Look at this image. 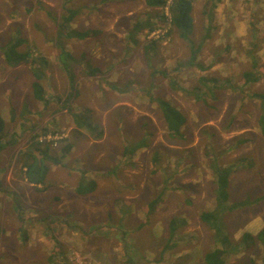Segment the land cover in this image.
Returning <instances> with one entry per match:
<instances>
[{
  "label": "rangeland",
  "instance_id": "rangeland-1",
  "mask_svg": "<svg viewBox=\"0 0 264 264\" xmlns=\"http://www.w3.org/2000/svg\"><path fill=\"white\" fill-rule=\"evenodd\" d=\"M205 2L192 3L190 33L194 44L208 35L196 59L202 70L177 66L188 59L189 47L167 20L153 33L134 36L137 44L128 41L138 18L149 13L156 22L154 16L167 19L168 3L150 14L143 0H0V48L13 36L21 37L26 44L20 49L50 61L44 86L52 106L60 109L35 117L32 103L14 105L13 94L9 104L0 105V116L11 118L3 141L16 139L0 152V264H202L215 244L214 231L200 220L215 204L214 159L233 167L228 204L251 202L225 210L218 218L222 233L238 242L245 232L255 236L264 227V134L257 126L258 103L248 96L264 93V80L244 87L242 79L252 49L257 73L264 76V0H220L209 9L210 19ZM68 8L80 9L71 28L92 33L66 41L67 49L100 70L87 78L84 65L75 68L78 99L72 107L91 109L84 121L95 127L92 138L74 130L69 113L55 102L66 100L68 84L51 41L62 20L56 23L52 17L61 18ZM16 73L8 66L0 71V95L14 89L18 98L26 78ZM201 77L214 80L216 87L200 83ZM172 81L183 90L173 89ZM108 83L120 87L110 90ZM195 88L202 100L191 95ZM156 98L183 114L182 138L167 136ZM96 131L99 140L93 139ZM34 134L52 147L64 138L73 145L63 164L50 165L45 190L29 185L16 163ZM142 142L131 158L123 156L125 146ZM35 156L38 163L41 158ZM84 171L96 178L97 189L81 197L75 186ZM160 189L161 202L145 216ZM175 217L185 225L169 246L168 223ZM231 249L228 264L261 262L258 244Z\"/></svg>",
  "mask_w": 264,
  "mask_h": 264
},
{
  "label": "trees",
  "instance_id": "trees-1",
  "mask_svg": "<svg viewBox=\"0 0 264 264\" xmlns=\"http://www.w3.org/2000/svg\"><path fill=\"white\" fill-rule=\"evenodd\" d=\"M194 0H171L172 4L169 7V16L166 18L161 16H154L153 19H158L156 22H152L149 20L150 15L147 13L146 19L138 18L132 25L129 30V38L128 41L137 44L138 40L136 35H140L143 31H147V33H153L156 29H158V23H162V21L169 20L172 28L178 31L179 37L185 41L189 47V57L187 60L179 63L177 66H190V67H198L199 69H205L202 64L196 62L197 56L200 52L202 44L206 41L208 35L201 40L199 44H194L193 40L190 37V33L193 28V19L191 16L192 12V3ZM146 7H160L166 4V0H143ZM220 0H206L204 4V13L207 18L210 19L211 12L209 9H213L215 5H217ZM80 13V9H66V13L61 16V18L53 16L52 19L59 22L62 20L57 27V33L52 38V43L55 49L57 50L56 61L59 67V71L61 70L66 77V82L68 84L66 91V100L63 102L58 98V101L55 102L61 103L62 107H64V111H67L72 119V122L75 126L76 131H83L85 134H88L89 138H92L91 131L93 127L90 123L84 121L90 110L88 107H81L80 110H75L72 105L78 99V94L76 91V75H75V67L76 65L81 64L84 65L85 70L84 74L88 77L97 76L100 73L99 68L91 67L86 61V57L83 55L79 58L71 54V52L66 47V41L70 39L84 40L91 36L90 31H81L77 29L71 28L72 22H74L75 18ZM145 15V16H146ZM168 29V28H167ZM96 32V31H94ZM254 33V32H253ZM167 34H170L169 30H167ZM13 36V40L10 43H5L0 50L3 55V60L5 64L9 67H15L20 64L29 65L31 67L32 74V83L31 90L33 94V98L41 103L48 102L46 98V92L44 90V86L42 84V80L44 79V74L40 70V67L45 64V60L41 57L37 58L32 55L29 51H24L20 49L22 44H26V40L21 39V37L15 38ZM249 69L244 70L242 73L243 86H249L254 83H257L261 80H264V76L260 73H257L258 62L257 58L253 55V49L249 51ZM200 83L206 84L208 81L213 83L212 88L216 87L215 81L212 79H206L205 77H201L199 79ZM115 84V83H114ZM171 87L175 90L181 89L179 86L175 85V82L172 81ZM110 90H118L120 87L118 84L116 86L113 83H108ZM70 87V90L68 89ZM209 91L211 87H207ZM120 91L122 89H119ZM195 93H192L191 90L186 92L187 94H191L195 97L197 101L202 100L203 97L200 95L199 88H195ZM251 100H255L258 103V118H257V126L261 134H264V93H250L248 95ZM155 103L158 106L160 111L161 118L165 124V130L168 137L172 139L182 138V127L185 124V118L183 114L174 107L169 101L156 98ZM95 135L97 137H93V139H100V131H96ZM6 136L5 131V121L0 116V152L4 146L13 145L16 141H3ZM98 138V139H97ZM68 138L61 139L58 143H61L59 147H52V143L50 142H40L38 141V135L34 134L30 139V144L26 148V150L20 152L16 157V163L20 165V172L23 175V179H25L28 183L36 186H44L43 190H45V184L47 180V174L50 172V165H54L53 167L60 166L63 164V160L66 156L71 152L73 145L68 141ZM144 143L138 144L134 147L125 146L123 149V156L128 159L131 158L138 150L144 147ZM35 155L39 156L41 159L37 163L36 159H38ZM155 161L157 157L154 155ZM210 167L214 176L213 182L215 184V199H214V208L209 211H204L200 214V220L204 223L210 230L214 231L213 238L215 240V244L203 257L202 264H228L226 261L228 254L231 252V246L233 245H242L246 248H249L250 244L255 246L258 244L262 251L261 262L257 263L253 259H251L248 264H264V227L258 231V233L252 236L251 233L245 232L238 242H231L230 238L223 234L221 231L219 219H222V214L225 210H229L231 208H242L247 205H250L251 202H244L238 204H228V194L227 189L229 187V179L230 174L232 173L231 166H220L217 163V160L210 161ZM155 170V169H154ZM79 173V172H78ZM80 174V173H79ZM103 174V173H102ZM86 172L84 171L80 174V178L77 182V186H75V192L79 194L81 197L86 196L88 194L93 193L96 189V182L86 177ZM81 180V181H80ZM0 188L2 185L0 184ZM166 189V185L163 186V190ZM162 190L160 189L159 193L156 195L154 199H152L148 204L147 213L151 214L155 211L156 205L161 202ZM185 225V221L183 218H171L168 223V233L169 237L167 243L171 246L173 243V238L176 236L177 231L181 226ZM248 243L246 244V241ZM246 244V245H244ZM226 258V259H225Z\"/></svg>",
  "mask_w": 264,
  "mask_h": 264
},
{
  "label": "crops",
  "instance_id": "crops-1",
  "mask_svg": "<svg viewBox=\"0 0 264 264\" xmlns=\"http://www.w3.org/2000/svg\"><path fill=\"white\" fill-rule=\"evenodd\" d=\"M149 10H150V14H151V10H155V9H158L159 8V10H160V12H161V7H155V8H152V7H147ZM149 20L150 21H152V22H155L154 20H152L151 18H149ZM157 26H159V25H157ZM132 27V26H131ZM157 30V29H156ZM45 60V64L43 65V66H41L40 67V70L43 72V74H44V79L42 80V84H43V86H44V81H46L47 80V78H48V74H47V72H46V69L48 70V65L50 64V61L48 60V59H44ZM1 62H4V60H3V56L0 58V71H5L6 70V66L5 65H3ZM5 63V62H4ZM24 66H25V64H20V65H17V66H15V67H9L8 66V70H9V72H11V71H15V72H17V73H19V72H23L24 74H25V78H26V82H25V84H24V87L22 88V89H19V96H18V98H15V96H14V89H12L11 91H9V90H7L6 88L4 89V92L0 95V105L2 106V109H3V107L6 105V104H9V96H11V94H13V103H14V105H17V103H19L20 104V107H23V105H25L26 103H28V102H31L32 103V108L34 107V115H35V117H36V114H38V113H40V112H43V111H45V110H47V111H51L52 109H53V111L54 110H58V111H60V109H55V107H53L52 106V99H51V97H49V95H48V92H47V90H46V88H45V86H44V90H45V92H46V98L48 99V102H46V103H41V102H38V101H36L34 98H33V94H32V90H31V83H32V80H33V78H32V74H31V67L28 65V68L27 69H25L24 68ZM59 68V67H58ZM76 68V67H75ZM17 73H16V75H17ZM60 73L61 74H63V72L60 70ZM64 75V74H63ZM75 75H76V72H75ZM65 77V76H64ZM77 77V76H76ZM66 78V77H65ZM87 78H92V77H88L87 76ZM3 78H2V76L0 75V82H1V80H2ZM77 79V78H76ZM67 83V82H66ZM76 85H77V83H76ZM42 110V111H41ZM4 111V110H3ZM8 112L10 113V112H15L11 107H8ZM2 118H3V120L5 121V126H6V122H8V120H10L11 118L10 117H8V118H6L5 117V115H3V116H1ZM31 118H32V116H31ZM20 123V122H19ZM19 123H18V125H19ZM73 123V122H72ZM73 129L75 130V126H74V124H73ZM83 132V131H82ZM14 141V139H13V137H10V139L9 140H5L6 142L7 141ZM93 140V139H92ZM99 140V139H98ZM4 141V142H5ZM93 141H96V140H93ZM78 173V172H77ZM79 174V173H78ZM25 180V179H24ZM24 180H22L21 181V183L23 184L25 181ZM92 180H94V179H92ZM95 180H96V178H95ZM94 180V181H95ZM29 185H31L30 183H28ZM97 185V184H96ZM32 186V185H31ZM89 195V194H88Z\"/></svg>",
  "mask_w": 264,
  "mask_h": 264
},
{
  "label": "bare ground",
  "instance_id": "bare-ground-1",
  "mask_svg": "<svg viewBox=\"0 0 264 264\" xmlns=\"http://www.w3.org/2000/svg\"><path fill=\"white\" fill-rule=\"evenodd\" d=\"M171 4H172V2L168 3V6L166 7L167 11H169V7L171 6ZM164 18H166V17H164ZM165 23H167L166 25L172 27V25L170 24V17H169V20H167ZM165 23H163V24H165Z\"/></svg>",
  "mask_w": 264,
  "mask_h": 264
},
{
  "label": "built area",
  "instance_id": "built-area-1",
  "mask_svg": "<svg viewBox=\"0 0 264 264\" xmlns=\"http://www.w3.org/2000/svg\"><path fill=\"white\" fill-rule=\"evenodd\" d=\"M169 2H171V0H166V4L169 3Z\"/></svg>",
  "mask_w": 264,
  "mask_h": 264
}]
</instances>
